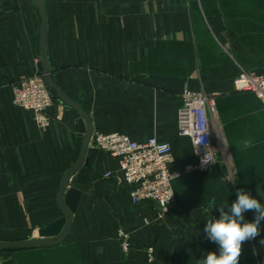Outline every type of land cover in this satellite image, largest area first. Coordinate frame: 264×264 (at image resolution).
<instances>
[{
	"label": "crops",
	"instance_id": "1",
	"mask_svg": "<svg viewBox=\"0 0 264 264\" xmlns=\"http://www.w3.org/2000/svg\"><path fill=\"white\" fill-rule=\"evenodd\" d=\"M43 1L54 80L89 114L94 133L157 136L171 143L172 169L183 172L198 158L191 138L177 131L182 94L206 90L237 175L228 181L222 162L212 172L183 173L173 180L176 201L162 213L153 201L134 204L118 159L91 148L88 165L73 175L85 194L68 236L0 249V264H199L207 251L218 254L203 231L208 216L230 207L237 189L264 204V102L233 84L243 69L264 73V0ZM41 23L34 0H0V241L38 238L63 216L59 190L87 132L81 114L60 99L46 128L14 103L16 82L40 71ZM254 218L244 213L245 221ZM119 229L131 234L129 251ZM262 240L264 221L239 264H264Z\"/></svg>",
	"mask_w": 264,
	"mask_h": 264
},
{
	"label": "built area",
	"instance_id": "2",
	"mask_svg": "<svg viewBox=\"0 0 264 264\" xmlns=\"http://www.w3.org/2000/svg\"><path fill=\"white\" fill-rule=\"evenodd\" d=\"M222 46L228 50L227 45ZM16 83L14 103L31 110L39 127H48V110L56 99L45 81L44 74L38 71ZM233 84L237 90L251 91L264 102V73L243 69L235 77ZM182 98L177 131L180 136L191 138L198 158L196 164L186 165L183 172L172 169L175 159L171 143L159 140L157 136L138 141L119 131H100L93 134L90 144L92 149L118 159L123 175L119 180L131 188L130 196L134 204L153 201L162 213H166L176 201L173 180L183 173L193 170L212 172L216 163L222 162L228 170V181L234 182L237 175L232 156L222 136L215 96L206 90L188 89L183 92ZM118 239L125 252L132 248L131 234L127 230L119 229ZM148 256L151 260L154 259L152 247L148 248Z\"/></svg>",
	"mask_w": 264,
	"mask_h": 264
},
{
	"label": "water",
	"instance_id": "3",
	"mask_svg": "<svg viewBox=\"0 0 264 264\" xmlns=\"http://www.w3.org/2000/svg\"><path fill=\"white\" fill-rule=\"evenodd\" d=\"M34 2L38 5L40 13H42L39 70L44 74L45 81L47 82V85L55 99H60L67 106L75 108L81 114L84 121L87 122V132L81 147V152L74 166H72L63 176L64 179L62 181L57 200L58 205H60L63 212V216L49 223L46 227L41 228L38 233V238L16 241H0V249L35 248L39 246H50L64 241V239L68 236L70 228L73 224L74 214L78 210L83 194H85L84 190L72 183L73 175L83 166L88 165L87 154L91 149L90 144L94 136V127L92 121L90 120L89 114L85 112L77 102L70 98L64 92L59 83L54 80L53 72L49 66L47 54L46 36L48 29V13L46 12V7L43 0H34Z\"/></svg>",
	"mask_w": 264,
	"mask_h": 264
},
{
	"label": "clouds",
	"instance_id": "4",
	"mask_svg": "<svg viewBox=\"0 0 264 264\" xmlns=\"http://www.w3.org/2000/svg\"><path fill=\"white\" fill-rule=\"evenodd\" d=\"M218 209L219 216H208L203 229L207 239L218 245V254L207 251L199 264H239L243 244L260 234L264 204L244 189H237V199L230 207L226 203ZM248 211L255 212L252 222L244 220V213Z\"/></svg>",
	"mask_w": 264,
	"mask_h": 264
},
{
	"label": "bare ground",
	"instance_id": "5",
	"mask_svg": "<svg viewBox=\"0 0 264 264\" xmlns=\"http://www.w3.org/2000/svg\"><path fill=\"white\" fill-rule=\"evenodd\" d=\"M213 129L215 130V128L213 127ZM216 131V130H215ZM215 140H216V137H215Z\"/></svg>",
	"mask_w": 264,
	"mask_h": 264
}]
</instances>
